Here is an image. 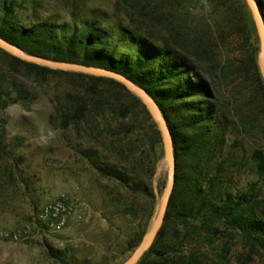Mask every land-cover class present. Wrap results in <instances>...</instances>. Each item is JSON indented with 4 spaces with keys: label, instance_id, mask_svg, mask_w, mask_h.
<instances>
[{
    "label": "trees",
    "instance_id": "obj_1",
    "mask_svg": "<svg viewBox=\"0 0 264 264\" xmlns=\"http://www.w3.org/2000/svg\"><path fill=\"white\" fill-rule=\"evenodd\" d=\"M169 1L124 0L129 24L121 21L112 27L103 12H94L99 16L83 20L81 25L58 23L50 16H35L27 22L16 0H0V37L32 55L118 72L154 98L173 138L175 185L164 223L137 264H218L210 261L202 247L213 243L222 228L231 237L264 238V216L259 212L264 200L258 192V181H264V148H255L248 160L240 157L237 149L227 150L231 123L217 102L212 80L219 67L203 63L201 55L207 53L209 43L202 36L194 40L183 36L175 26ZM256 1L264 18V0ZM223 18L231 29L239 31L246 46L242 64L254 71L264 89L256 25L247 1H235ZM208 27L211 40L217 39V32L222 37L218 26L215 30L212 24ZM0 53L12 68L20 65L37 75L83 79V89L69 96L63 124H73L91 140L110 134L108 143L101 142L110 153L106 160L96 146H87L82 154L99 176L114 183L111 197L121 214L139 222L127 242L128 250H135L156 210L158 195L152 178L165 158L161 130L146 105L115 79L52 69L1 48ZM6 95L0 79V107L10 103ZM246 164L258 180L244 189L234 188L232 174ZM68 250L50 246L49 255L63 261ZM227 251L228 247L224 248L220 258H225Z\"/></svg>",
    "mask_w": 264,
    "mask_h": 264
},
{
    "label": "rangeland",
    "instance_id": "obj_2",
    "mask_svg": "<svg viewBox=\"0 0 264 264\" xmlns=\"http://www.w3.org/2000/svg\"><path fill=\"white\" fill-rule=\"evenodd\" d=\"M16 1L27 22L35 16H50L58 23L81 25L83 20L99 16L94 12H103L112 27L121 21L129 24L124 0ZM161 1L150 0L153 4ZM178 1L181 0L168 2L170 9L171 2L173 5L175 26L187 39L202 36L209 43L205 46L207 53L201 55L203 63L219 67L212 80L217 102L231 123L227 150L237 149L239 156L248 160L255 148H264V89L254 71L242 64L246 46L239 31L231 29L223 18L227 7L238 0H184L177 6ZM209 24L214 30L218 26L222 37L216 31L217 39L211 40ZM257 38L260 48L258 33ZM0 79L8 93L4 98L10 100L6 107H0V233L21 234L17 242L0 235V264L124 263L135 251L128 250L127 242L139 222L121 214L111 197L114 183L99 176L82 154L92 145L101 150L100 157L106 160L110 153L101 142L111 136L91 140L73 124H63L69 96L83 89V79L53 73L37 75L20 65L12 68L1 53ZM249 165L232 174L234 188L241 190L258 180ZM167 178L168 163L164 158L152 178L158 203L148 231ZM258 192L264 200L262 180L258 181ZM63 195L75 206L71 228L49 232L40 226L36 215L44 205ZM259 212L264 216V203ZM222 230L213 237V243L202 247L211 262L264 264V238L256 241L242 234L231 237L228 230ZM50 246L69 248L63 261L49 255ZM227 247L225 258H220Z\"/></svg>",
    "mask_w": 264,
    "mask_h": 264
},
{
    "label": "water",
    "instance_id": "obj_3",
    "mask_svg": "<svg viewBox=\"0 0 264 264\" xmlns=\"http://www.w3.org/2000/svg\"><path fill=\"white\" fill-rule=\"evenodd\" d=\"M247 4L253 15V19L257 28V33L260 40V50L258 54V65L261 76L264 80V18L259 9L256 0H246ZM0 48L6 52L28 62L36 63L52 69L64 70V71H75L96 76L108 77L115 79L126 86L128 90L137 95L143 103L146 105L150 113L152 114L155 121L158 123L162 133L164 148H165V159L168 163V178L165 188V192L161 198V202L157 211V214L152 222L151 228L145 234L143 240L139 246L135 249L133 254L122 264H137L143 254L152 246L158 232L160 231L166 216L170 197L172 195L175 185V155L173 138L167 123L158 103L154 98L143 88L135 84L132 80L123 74L115 71H111L104 68L87 66L79 63H72L66 61L52 60L25 52L21 47L11 44L7 40L0 37Z\"/></svg>",
    "mask_w": 264,
    "mask_h": 264
},
{
    "label": "built area",
    "instance_id": "obj_4",
    "mask_svg": "<svg viewBox=\"0 0 264 264\" xmlns=\"http://www.w3.org/2000/svg\"><path fill=\"white\" fill-rule=\"evenodd\" d=\"M74 211V204L63 195L44 205L36 215V220L43 229L49 232H61L71 228ZM0 235L14 242L19 241L21 236L20 233L10 234L9 232H1Z\"/></svg>",
    "mask_w": 264,
    "mask_h": 264
}]
</instances>
